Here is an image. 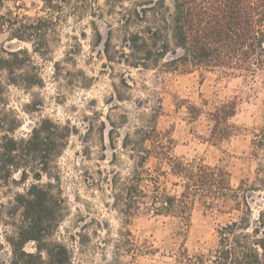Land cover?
Masks as SVG:
<instances>
[{"label":"rangeland","instance_id":"obj_1","mask_svg":"<svg viewBox=\"0 0 264 264\" xmlns=\"http://www.w3.org/2000/svg\"><path fill=\"white\" fill-rule=\"evenodd\" d=\"M18 2L20 8L16 1H5L2 10L32 17L51 12L44 0ZM165 2L173 5V0ZM150 5L151 0H64L61 13H53L59 18L49 32L50 51L44 56L33 51L31 42L11 40L8 31L0 32V47L27 49L34 61L29 71L42 78L41 85L32 88L5 82L0 105L15 128L11 135L29 137L47 118L71 130L66 146L40 180L32 173L24 180L20 171L0 176V264L10 263L9 240L17 236L22 220L17 196L33 183L51 184L55 201L46 220L52 225L51 238L68 248L72 264H175L179 248L196 260L202 258L198 264H209L218 228L244 215L245 204L233 200L214 207L196 203L187 224L177 216L155 214L143 204L132 216L121 212L117 196L134 165L123 143L140 138L135 134L139 128L156 126L168 132L173 154L185 162L226 168L235 188L242 180L252 183L264 162V147L255 155L253 143L264 129V69L254 74L172 71L165 63L173 57L171 52L158 65H131L124 54L129 53L127 32L148 22L130 24L129 19L134 10ZM0 75L5 80L6 73ZM231 101L236 113L228 118L230 126L218 125L210 113ZM224 130L228 134L219 137ZM172 182L174 177L168 182L174 191ZM248 204L254 222L264 209V190L250 192ZM128 230L139 243L151 244L153 252L134 258L117 254L121 233ZM36 246L29 240L24 250L36 253Z\"/></svg>","mask_w":264,"mask_h":264},{"label":"trees","instance_id":"obj_2","mask_svg":"<svg viewBox=\"0 0 264 264\" xmlns=\"http://www.w3.org/2000/svg\"><path fill=\"white\" fill-rule=\"evenodd\" d=\"M0 0V32L8 31L11 40L29 41L33 51L44 56L50 51L48 36L55 30L64 0H44L47 16H29L11 8L3 11ZM16 7L20 8L19 0ZM133 24L148 22L137 30H128L126 36L129 53L126 61L133 66L158 65L169 52L173 57L165 62L172 71L192 72L196 69L220 70L224 74H254L264 69V0H173L167 6L165 0H151L150 6L134 10L129 19ZM129 24V25H130ZM171 45L174 49L171 50ZM130 57L132 59H130ZM34 67L31 53L25 49L0 47V103L4 102L5 82L23 85L25 88L40 86L42 78L32 74ZM236 113L235 102L216 107L210 115L218 124L229 127L228 118ZM0 105V176L10 177L20 171L21 178L29 173L40 180L48 172L54 156L66 146L70 128L43 119L32 128L29 137L11 135L13 126ZM217 125V126H218ZM141 137L130 139L123 147L130 148L134 165L126 179L121 199V212L127 217L134 215L141 204L155 214L173 215L186 224L196 203L207 207L220 206L227 200L245 204L244 215L218 228V241L211 250L209 264H264V209L251 222L248 204L250 192L264 190V162L257 169L255 180H242L233 187L228 170L220 165L204 162H185L173 154V140L168 132L156 126L137 129ZM218 134V132H217ZM228 133L219 132V137ZM255 155L264 147V129L253 141ZM149 160L154 165H147ZM174 177L175 190L168 187ZM51 184H31L24 194H18L17 202L22 207V220L17 236L9 243L12 259L9 264H72L68 248L53 240L52 225L46 219L51 214L55 196ZM37 243V252L24 250L27 241ZM120 252L134 258L138 254L153 252L148 242L141 244L131 231L121 233L116 245ZM118 261V259H117ZM202 258L190 256L185 248L175 254V264H198ZM130 264V263H118Z\"/></svg>","mask_w":264,"mask_h":264}]
</instances>
